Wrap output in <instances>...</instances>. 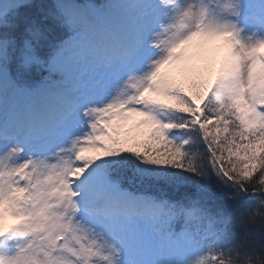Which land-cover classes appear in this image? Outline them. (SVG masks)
<instances>
[{
  "label": "snow or ice",
  "instance_id": "6c2138e0",
  "mask_svg": "<svg viewBox=\"0 0 264 264\" xmlns=\"http://www.w3.org/2000/svg\"><path fill=\"white\" fill-rule=\"evenodd\" d=\"M0 264H264V0H0Z\"/></svg>",
  "mask_w": 264,
  "mask_h": 264
},
{
  "label": "rangeland",
  "instance_id": "374dc122",
  "mask_svg": "<svg viewBox=\"0 0 264 264\" xmlns=\"http://www.w3.org/2000/svg\"><path fill=\"white\" fill-rule=\"evenodd\" d=\"M6 223H11V218H9V219L6 221Z\"/></svg>",
  "mask_w": 264,
  "mask_h": 264
}]
</instances>
